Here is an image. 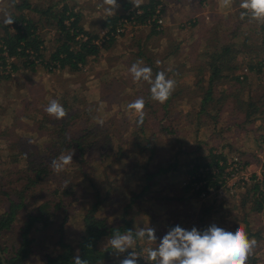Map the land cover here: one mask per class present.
<instances>
[{"label": "rangeland", "instance_id": "rangeland-1", "mask_svg": "<svg viewBox=\"0 0 264 264\" xmlns=\"http://www.w3.org/2000/svg\"><path fill=\"white\" fill-rule=\"evenodd\" d=\"M30 1L43 7L55 2L65 3V0ZM68 1L70 6H75L77 12L89 7V11L95 13L92 17H96L94 15L100 11L101 19L96 23L98 25L94 28L95 32L90 31L98 35L102 29L117 26L118 22L114 27L107 23L108 17L121 14L127 6H130L131 10L140 8L143 11L141 5L152 1H157L154 9L161 6L163 23L160 26L154 22L145 23L147 22L145 19L143 22L140 21L141 24L138 26L128 29L125 34L111 37L102 44L99 54L89 57L94 58L92 59L94 63L90 62L88 65L86 63L80 73H65L55 66H51L53 70L50 72L47 70L50 66L46 67L44 64H39L35 70L25 68L14 72L9 66L4 68L0 60V132L9 137L6 139L0 136V156H6L12 151L10 138L14 140L13 148L16 151L21 150L24 145L18 144L15 139L23 138V135L34 140V144H31L33 141L31 140L28 145L29 151L34 150L36 145H41L43 149L54 145L55 138L49 135L47 122L48 118L52 120L55 118L49 116L45 108L52 99L58 100L61 104L63 99L68 104L71 103L69 96H64L66 92L71 96L77 93L76 96L83 101V104L74 103L73 108L79 109L81 114L77 124L72 126V133H69V136H78L85 128L100 129L99 136H94V140H99L98 146L87 152L88 156L83 158L85 162L72 157V164L64 171L59 174L53 171L37 186L28 189L29 195L32 193L30 189L35 188V195L37 190H40L45 195L44 199L54 203L63 200V203L57 210L54 207L49 208L47 226L43 227L38 221L31 226V254L24 264H45L46 256L60 253L64 244H72L78 252L81 235L85 229L84 214L95 202V194L98 192L103 199L96 213L98 217L108 218L116 225L123 223L125 218L133 217L131 225L139 229V232L145 231L142 238L139 235L138 237L132 235L135 243L125 251L113 248L110 256L104 261L107 264H122L131 253H136V264H160L157 263L158 257L155 260L149 258L148 249L158 250L155 247L161 244L164 236L174 230V224L186 231L193 228L197 230L199 224L206 230L213 225L225 231L245 230L249 239L256 242L246 264H264V209L256 213L251 212V204L240 205L241 197L250 184L244 187H240L239 184L228 185L221 196L203 197L200 194L208 187H201L189 172V167L195 164L194 161L204 162L210 159L212 147H216L212 151L223 152L229 163L233 156L242 155L249 171L256 177L258 171L260 173L263 171L264 52L260 55L256 52L260 51L257 45L260 46L264 37L262 32L264 19H254L251 14V16L247 14L250 13L249 10L245 13L241 8L244 0H229L227 4L225 0H145V3H139V7L130 0H116L119 7L115 10L114 6L106 4L105 0ZM10 8L13 9L12 0H0V22H3V17ZM25 12L37 16L30 10ZM106 12H111L112 15L105 14ZM103 14L108 17L103 18ZM176 14H180V20ZM93 21L95 23L94 19ZM152 28L161 32L154 33ZM49 35L53 36L54 40L56 34L53 30H44L47 39ZM139 41L142 44L148 41L147 52L159 73L164 74L165 81H175L170 96L171 105L164 110L162 107L166 102L159 103L162 107L155 115H149L151 108L145 106L142 125H138L137 115L128 109L127 105L138 99L141 88L150 89L156 80L152 81L150 77V80L134 81L130 69L135 62L130 64V58H136L139 68L140 65L149 62L148 55L145 58L136 55L139 51L137 46ZM227 44L240 45V49L244 50L233 64L239 66L236 75L250 73L245 71L248 59L254 58L255 61L262 63V71L258 70L252 74L251 83L243 90L242 96L245 100H251V96L263 97L259 103L260 111L256 114L262 115V118L258 124L246 125L248 129L245 130L238 126L225 128L226 123L231 124L232 120H235L231 119L229 114L237 107L234 96L231 99V106L228 105L229 111L210 109L209 115L198 114L202 95L197 91L209 86L207 79L210 75L205 69V81L198 84L200 67L208 61L210 54ZM52 45V42L46 44L49 47L46 53L48 56L50 48L53 49ZM139 61L142 63H138ZM3 74L10 77L3 78ZM231 87L232 85L227 82L217 84L214 95L218 97L224 90L236 93V88ZM154 102L157 103L153 100L152 103ZM217 111L219 116L215 118ZM40 125L45 126L41 128ZM48 125L52 127L51 122H48ZM256 125L259 136L257 134L254 137L250 131H253ZM140 126L144 127V136L141 130L135 133ZM153 135L156 136L154 140ZM134 137L139 139L134 140ZM108 138L112 139L110 144L106 141ZM136 141L141 144L134 145ZM148 144L151 145L147 146ZM108 145H114V154H117L118 146H122L125 155L117 159L102 156L100 148L104 149V146ZM53 152L55 151H50ZM64 153L69 152L63 151L56 159ZM160 169L165 171H159ZM83 172H86L85 176ZM152 173L156 174L150 177ZM255 180L256 178H253L252 181ZM26 182L27 180L20 182L17 187H23ZM65 182L70 184L67 188L69 194L64 193ZM260 185L264 189V184ZM55 190L58 192L55 193ZM134 197H137L134 199L135 204L131 202ZM44 199L38 198L35 202H28L19 209L13 228L1 236L0 243L7 256L20 246L21 230L28 221L27 214L30 211L35 214L36 207ZM192 199L212 205L207 207L208 211L202 212V216L204 215L202 220L197 215L199 210L202 211V204L193 206ZM129 204L131 206H128ZM2 205L0 212L3 211ZM138 211L140 213L136 214ZM169 225L168 233L160 238L157 232ZM149 228L156 236L154 241L148 239ZM112 238L114 237L103 238L100 246L103 248L110 246L109 241ZM139 255L141 258L138 260ZM173 264L178 262L174 261Z\"/></svg>", "mask_w": 264, "mask_h": 264}, {"label": "trees", "instance_id": "trees-1", "mask_svg": "<svg viewBox=\"0 0 264 264\" xmlns=\"http://www.w3.org/2000/svg\"><path fill=\"white\" fill-rule=\"evenodd\" d=\"M12 2L13 9L11 10L10 8L6 11V13L11 14L15 21L11 25H5L3 22H0V26L2 28V32L0 33V60L4 68L9 66V68L11 67L12 71L15 72L25 68L35 70L39 64H44L46 67L50 66V69H47L50 72L53 70L51 66H55L60 69L69 68L72 71H80L82 70V67L86 65L90 56L99 54L100 47L92 42L93 38L98 37V33L96 34L90 32V30H86L81 24L80 13L66 2L63 4L55 2L44 7L35 4L30 0H21L20 2L18 0H12ZM156 3L157 1H152L149 4L141 5L145 11L144 14L138 16V20L143 22L147 19V17L152 14L155 7L154 4ZM128 7L129 9L126 13L112 16L108 19L107 23L114 27L121 18L132 15L133 11L130 9V6H127V8ZM26 10H30L37 16L28 15L25 12ZM245 13H247L246 10ZM247 14L250 15L251 12ZM67 20H69V24L66 22ZM44 30L56 31L54 40L47 39L44 36ZM152 30L154 33L161 32L156 28H152ZM262 32H264V26ZM81 33L88 35V39H77V36ZM141 41L137 44L139 53L137 52L136 55H142V58H145L148 55L147 60L149 62L144 65H140V68H150L152 81H154L156 80L159 70L153 65V59L147 52L148 41L143 42V44ZM47 42L53 43V49L50 51L49 56L46 54L47 49L49 48L46 46ZM257 47L260 48V51L258 50L256 52L257 55L264 52V37L260 42V46L257 45ZM243 52L244 50L240 49V45L237 44L220 46V48L216 49L214 53L209 55L208 61L200 67L201 71L198 75L200 78L198 84H201L205 81L204 70L207 69L210 73L209 79H207L209 86L206 89H200L197 91L198 94L202 95L198 114L209 115L210 109L229 111L232 104L231 99L233 96L236 98L235 103H237V107L233 111L229 112L232 116L231 119L235 118V120H232L233 122L228 124L225 128L231 126L244 128L246 125L254 121V119H257L255 116L260 111L259 103L263 97L251 96V100H245L242 97L244 95L243 90L246 87H249L252 76L250 74H244L243 76L236 75V70L239 66H233L234 62H237L239 54H242ZM245 54H247V52ZM133 62H135L134 64L137 63L136 58L132 59L131 57L130 64H133ZM246 65L252 73L255 71L258 72V70L262 71V63L255 61L254 58L248 59ZM9 77L10 75H5L3 78ZM225 82L232 85L231 88L235 87L236 93L232 94L228 93L227 90H224L218 97L215 96L214 91L217 84ZM154 84L155 83H152L151 88ZM151 88H141L138 98H142L145 101V106L148 105V107L151 108L148 114L155 115L158 110H161L162 106H160L159 102L152 103L153 99ZM69 94V92H66L64 96H69L71 103L68 104L67 101H64V99L62 100V106L65 108L67 115L63 119L59 120H52L48 118V122L52 123V127L48 125V122L47 127L50 129L49 135L54 136L55 138L54 145L47 146L45 149H43L41 145H36L34 150L29 151L28 145L33 139L32 137L23 135V138L15 139V141H18V144L24 145L21 147V150L16 151L13 148L12 144L14 140L10 138L9 141L11 147H9L12 151L6 156H0V167H2L0 168V205L3 204V211L0 212V239L5 231L13 228L16 213L19 209L26 206L28 202H35L38 198L44 199L45 195H43L40 190H37V195H35V188L30 189V191H32L30 195L27 191L31 186H37L41 181H43V179H46L53 173L51 168L53 159H56L60 153L65 151L73 153L74 159H80V162H85L83 158L88 156L87 152L90 151L92 147L95 148L98 146L99 140H94V136H99V128H85L82 134H79L78 136H69V133H72V126L77 124L81 114L79 109L76 107L73 108L74 103L83 104V101L76 96L77 93H75L74 96ZM106 97L107 99L110 98L108 94H106ZM170 98L171 97H169L166 104L162 107L164 110H167V107L171 105ZM218 111L214 115L215 118L219 116ZM88 113L90 112L88 111ZM257 117L262 118V115ZM162 121L163 119H161V122ZM44 126L45 125H40L41 128H44ZM140 130L142 132V136H144L143 126H140L135 133ZM0 136L6 139L9 138L3 132H0ZM155 137L156 136L153 135L152 139H156ZM137 139L139 138L134 137V140ZM149 139L150 140L148 142L151 141V138ZM106 141L110 144L112 139L108 138ZM31 144H34V140L31 141ZM140 144V142H134V145L136 146ZM150 145L151 144H148L147 146ZM54 147H58V149L56 150ZM113 147L114 145H108L104 146V149L100 148L101 155L114 159L125 155L122 146H118L117 154L113 153ZM214 148L216 147L211 148V157H209V160L204 162L200 160L194 161L195 164H192V166L189 167V172L193 175L195 181H207L206 183L209 186L216 187L219 184V178L223 172V165H221L220 162L226 161V155L223 152L217 153L215 150L212 151ZM150 149L154 151L153 148ZM51 150H54L55 152L50 153ZM206 167H215L214 169L217 170V175H214V179L212 172H203L200 170L201 168ZM159 171H165V169H160ZM154 174L156 173H152L150 177ZM83 175L85 176L86 172H83ZM25 180H27L26 184L23 185V187L18 188L17 185ZM65 186L66 189L64 190V193L69 194L67 188L70 184L65 183ZM189 186L191 187V185ZM54 192L57 193L58 190H55ZM136 198L137 197H134L131 202L134 203V199ZM102 202L103 199L101 198V194L99 195V192L96 193L95 202L86 210L84 214L83 219L85 229L84 233L81 235V241L79 243L80 248L78 252H76L72 244H64L60 253L46 256L45 264H74V258L77 255L86 259L88 264H107L104 261L110 256V251L113 248L111 245L104 248L100 246V241H102L103 238L107 236L114 237L117 232L125 234L128 231H131L133 236L138 237V229L131 225L132 217L128 219L125 218L123 223L120 225L110 222L108 218L98 217L96 213ZM62 203L63 200L54 203L49 199H44V201L36 207L35 214H33L32 211L27 214L28 221L25 222L21 230L22 239L20 241V246L14 249L10 253V256L5 254L6 251L0 243L8 264L25 263L26 259L31 254V226L36 221L43 224V227L47 226L49 224V219H47V216L50 215L49 208L54 207V209L57 210L62 206ZM247 204H251V212L259 213L263 211L264 189L259 182H254L249 185L243 193L241 197V206H247ZM128 206L131 205L129 204ZM139 258H141V255L138 256V260ZM0 264H3L1 258Z\"/></svg>", "mask_w": 264, "mask_h": 264}, {"label": "clouds", "instance_id": "clouds-1", "mask_svg": "<svg viewBox=\"0 0 264 264\" xmlns=\"http://www.w3.org/2000/svg\"><path fill=\"white\" fill-rule=\"evenodd\" d=\"M139 7V0H130ZM229 0H225L227 4ZM108 5L116 6V0H105ZM241 8L249 10L254 19H264V0H244ZM112 15L111 12L108 13ZM11 14L5 13L3 23L11 25L14 22ZM138 63H142L139 61ZM130 71L133 74L134 81L141 78L150 80L151 69L148 67L139 68L138 64H133ZM175 81H165L164 74L158 73L155 84L151 88L152 99L161 104L165 103L171 96ZM128 109L133 111L138 119V125H142L145 117V101L138 98L127 105ZM45 112L55 119H63L67 112L62 104L52 99L45 108ZM103 123V121H99ZM73 153H64L58 159H53L51 168L56 173L64 171L67 166L72 164ZM66 183V182H65ZM138 235L142 238L145 231H140ZM147 236L150 241H154L156 236L152 229H147ZM135 243L132 232L126 234L117 232L114 238L110 239L109 244L118 251H125ZM255 240H250L246 231L237 229L235 231H225L213 225L203 234L197 232L195 228L186 231L177 226L173 231L164 236L158 250L148 249V256L155 260L160 257V264H246V260ZM136 253H131L130 257L123 260L122 264H136ZM74 264H88L86 259L77 255L74 258Z\"/></svg>", "mask_w": 264, "mask_h": 264}, {"label": "built area", "instance_id": "built-area-1", "mask_svg": "<svg viewBox=\"0 0 264 264\" xmlns=\"http://www.w3.org/2000/svg\"><path fill=\"white\" fill-rule=\"evenodd\" d=\"M133 13L129 17H123L121 18L117 26L115 28H107V29H102L100 35H98L97 38H93L92 42L95 45H98L99 47L102 46L104 42H106L108 39L111 37L114 38L116 36H120L122 34H125L128 32V29L131 27H136L140 23L138 20V16L144 14V10L142 11L140 8H136L132 10ZM161 12V6H157L155 9H153L152 14L149 15L146 19L147 22L145 23H152L154 22L155 25H161L163 23V16L160 14ZM68 24L70 23L69 20L66 21ZM77 39L79 40H86L88 39V35H85L81 33L79 36H77ZM249 71V69L246 67L245 71ZM246 74V73H245ZM231 162L229 161H221L220 164L223 165V172L219 178V184L216 187L211 186L209 188V185L206 183L207 181H196L200 183L201 187L207 188L206 190H203L200 195L203 197H215V196H221L225 192V188L229 187L231 185H240V187H244L247 184H252L254 182H259L264 184V168L262 173L259 171L256 173L257 177L253 175L249 171L248 164L246 163L245 159H243L239 155L233 156L231 159ZM230 167V169H229ZM264 167V165H263ZM215 167H206V168H201L200 170L203 172H212L213 173V179L214 175H217V170L214 169ZM253 178H256L255 181H252ZM229 185V186H228ZM200 187V188H201Z\"/></svg>", "mask_w": 264, "mask_h": 264}, {"label": "crops", "instance_id": "crops-1", "mask_svg": "<svg viewBox=\"0 0 264 264\" xmlns=\"http://www.w3.org/2000/svg\"><path fill=\"white\" fill-rule=\"evenodd\" d=\"M65 2L67 3V4H69L70 5V2L68 1V0H65ZM139 3L140 4H142V3H145V0H139ZM126 5H129V3H126ZM72 7H74L75 8V6L74 5H71ZM177 7V6H176ZM99 8H101L100 6H99ZM115 8H117L116 6H114L113 7V10H115ZM128 9H129V7L127 8V7H125L124 8V12H122V13H126L127 11H128ZM178 9V8H177ZM185 10H186V8H185ZM186 12H187V10H186ZM80 16H81V24L83 25V27L86 29V30H90V31H93V32H95L94 31V28H95V26L96 25H98V24H96L97 23V21L98 20H100L101 19V13H100V11L98 12V14L97 15H94V16H96V17H92L93 15L92 14H95V13H91L90 11H89V7H87L86 9H83V10H80ZM109 12H106L105 14H108ZM105 14H103L102 15V17L103 18H107L108 16L107 15H105ZM109 15V14H108ZM177 15V17H178V19L180 20L181 18H180V14L178 15V14H176ZM111 16V15H110ZM108 18H110V17H108ZM93 19L95 20V23H94V21H93ZM102 26L104 25L103 23L101 24ZM53 33H55L56 34V31H54L53 30ZM52 38H53V36H50L49 35V39H51L52 40ZM53 48V47H52ZM107 48V47H106ZM49 50V49H48ZM47 50V51H48ZM50 50H52L51 48H50ZM50 52V51H49ZM47 53V52H46ZM121 54V53H120ZM119 56V55H118ZM121 56V55H120ZM125 56H126V54H125ZM105 58V57H104ZM92 59H94V58H91V59H89V61L87 62V65H88V63H90V62H92V63H94V60H92ZM84 69V68H83ZM38 70V69H37ZM59 71H64L65 73L66 72H68V73H77V72H79V71H72V70H70L69 68H64V69H61V70H59ZM81 71V70H80ZM80 73V72H79ZM248 74H250L251 76H253L252 74V72H250V73H248ZM235 88V87H234ZM226 109V108H225ZM223 111V110H222ZM225 111V110H224ZM226 112V111H225ZM232 117V116H231ZM257 119H254V121H252L250 124H252V125H254V123H256V124H258V122L259 121H261V118H258L257 116H255ZM260 119V120H259ZM232 122V121H231ZM229 123H226L225 124V127L228 125ZM231 127H233V126H231ZM231 127H227V128H231ZM244 130L245 129H248L247 127H244L243 128ZM250 131V130H249ZM251 133L253 132V135H254V137L255 136H257V134H258V136H259V131H258V129H257V125H256V127L255 128H253V131H250ZM253 140H255V138H253ZM138 199H139V197H138ZM181 201H183V198H181L180 199ZM193 201H192V205L193 206H198V204H200L199 203V200H195V199H192ZM137 203V202H136ZM210 203V202H209ZM134 204H135V202H134ZM202 204V211H198L197 212V215L198 216H200L201 218V220L203 219V217H204V215L202 216V212L203 213H205L206 211H208V206H212V205H207V204H203V203H201ZM214 204H216V203H214ZM240 205H241V201H240ZM142 208V207H141ZM200 208V207H199ZM138 213H140L139 211L136 213V214H138ZM133 218V217H132ZM165 221H167V218H165L164 219ZM197 224V223H196ZM195 224V225H196ZM169 227H170V225L168 226V227H164L163 228V230H159L158 232H157V235L161 238L163 235H166V233H168V231H169ZM174 227H177V225H175L174 224ZM175 229V228H174ZM138 231H139V229H138ZM206 231V228L205 229H203L202 228V225H200L199 224V226L197 227V232H199L200 234H203L204 232ZM159 247H160V244L157 246V247H155V249H159ZM158 262L157 263H160V257H158Z\"/></svg>", "mask_w": 264, "mask_h": 264}, {"label": "water", "instance_id": "water-1", "mask_svg": "<svg viewBox=\"0 0 264 264\" xmlns=\"http://www.w3.org/2000/svg\"><path fill=\"white\" fill-rule=\"evenodd\" d=\"M0 258L1 260L3 261V264H8L7 260H6V257L1 249V246H0Z\"/></svg>", "mask_w": 264, "mask_h": 264}]
</instances>
